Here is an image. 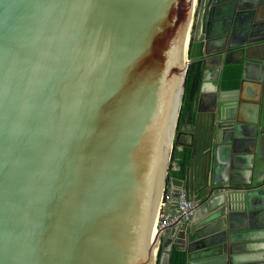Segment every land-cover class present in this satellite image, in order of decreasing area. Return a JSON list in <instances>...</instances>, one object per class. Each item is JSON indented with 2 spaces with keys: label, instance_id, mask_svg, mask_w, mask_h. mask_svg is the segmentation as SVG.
Wrapping results in <instances>:
<instances>
[{
  "label": "water",
  "instance_id": "1",
  "mask_svg": "<svg viewBox=\"0 0 264 264\" xmlns=\"http://www.w3.org/2000/svg\"><path fill=\"white\" fill-rule=\"evenodd\" d=\"M263 3L0 0V264H171L178 239L186 264L251 262L228 217L264 203V169L256 187L216 178L220 147L240 146L245 64L240 87L197 114L189 142L178 121L191 58L259 33ZM263 79L252 154L264 153ZM175 141L190 160L169 179ZM168 180L173 201L185 190L220 209L215 222L173 226L158 260Z\"/></svg>",
  "mask_w": 264,
  "mask_h": 264
},
{
  "label": "crops",
  "instance_id": "2",
  "mask_svg": "<svg viewBox=\"0 0 264 264\" xmlns=\"http://www.w3.org/2000/svg\"><path fill=\"white\" fill-rule=\"evenodd\" d=\"M256 14L258 21L254 18L253 26L255 25L256 28L253 32L256 31L259 33L254 32V36L249 34L246 40L244 37H237L234 42L228 40V44L224 50L214 51V53H208L202 56L206 63V73L196 102L195 121L193 123H184L180 129L182 131L181 140L183 142H189L193 127L196 124L197 114L202 113L206 115L212 110L220 91L219 78L226 60L231 59L241 62L243 68L245 64L247 86H245V95L241 99V103L239 102L238 108V115L241 118V122L236 125V137L233 134L230 136L237 138L236 140L240 146L237 150H232L230 146L232 142L225 141L224 145L220 147L218 163L216 164V178L224 187H227L229 184L241 186L244 183L250 182H252L253 187L260 186L261 183L258 181L263 177L261 171L264 169V160H261V158L264 153L262 151L260 152L258 145L255 146V155L251 153V140H253L255 127L253 124L254 111L250 106V102L253 99L254 82L259 80L260 77L264 78V3L259 5ZM222 47L223 43L220 42L219 48ZM234 97L237 98L238 96ZM228 135L227 133L226 137ZM181 146L179 145V148ZM189 150L191 152L190 148ZM198 201L200 204L190 224L198 221H206L210 218L211 222L217 221L218 217L216 214L220 209L218 204L213 203L210 207H207V205L202 204L200 198ZM253 204L251 210L244 213L237 212L234 213L235 215L228 217V224L234 230L230 231L227 229V233L228 236L231 233L239 235L240 242L237 243L247 251V253L241 255L247 256L248 260L250 259L251 262H248V264H264V203H261L260 200L259 202H253ZM238 206H241V204L238 203ZM241 207L243 208V205ZM167 232L170 235L172 230H168ZM228 246H230V243ZM224 255H226V252L222 254V256ZM231 255L235 256V254ZM228 257L229 253L227 252V263L229 262Z\"/></svg>",
  "mask_w": 264,
  "mask_h": 264
},
{
  "label": "trees",
  "instance_id": "3",
  "mask_svg": "<svg viewBox=\"0 0 264 264\" xmlns=\"http://www.w3.org/2000/svg\"><path fill=\"white\" fill-rule=\"evenodd\" d=\"M201 2V0H200ZM206 69V63L202 57L191 58L187 75L186 86L183 97L182 107L180 111L178 126L181 129L184 123L195 121L196 114V102L198 100L200 90L203 84V75ZM243 64L241 62L227 59L223 64L221 75L219 78V90L220 91H233L240 87L242 79ZM178 129V130H179ZM190 160L189 148H179V143L175 141L174 149L171 158V165L169 169L168 178L176 177L183 178L185 175L188 162ZM170 181L168 180L166 193L169 194ZM183 242L177 240L173 246L171 255V264H186V251L182 250ZM165 244H162L158 253V260L165 248Z\"/></svg>",
  "mask_w": 264,
  "mask_h": 264
},
{
  "label": "built area",
  "instance_id": "4",
  "mask_svg": "<svg viewBox=\"0 0 264 264\" xmlns=\"http://www.w3.org/2000/svg\"><path fill=\"white\" fill-rule=\"evenodd\" d=\"M198 206L199 202L191 199L185 190H181L177 199L174 201L170 197V193L167 194L165 192L161 204L158 230L161 236L160 239L168 230L172 229L173 226L190 223ZM160 243L161 241L159 242V247Z\"/></svg>",
  "mask_w": 264,
  "mask_h": 264
},
{
  "label": "rangeland",
  "instance_id": "5",
  "mask_svg": "<svg viewBox=\"0 0 264 264\" xmlns=\"http://www.w3.org/2000/svg\"><path fill=\"white\" fill-rule=\"evenodd\" d=\"M169 234H168V232H166L163 236H162V238H161V243H160V246L162 245V244H165L166 246H167V244L169 243ZM160 248V247H159ZM158 252H159V250H158ZM157 252V253H158ZM158 256V255H157Z\"/></svg>",
  "mask_w": 264,
  "mask_h": 264
},
{
  "label": "bare ground",
  "instance_id": "6",
  "mask_svg": "<svg viewBox=\"0 0 264 264\" xmlns=\"http://www.w3.org/2000/svg\"><path fill=\"white\" fill-rule=\"evenodd\" d=\"M195 6H196V0H195ZM189 39H190V31H189V34H188L186 50H187V47L189 46ZM158 236H159V231H158ZM157 240H158V238H157Z\"/></svg>",
  "mask_w": 264,
  "mask_h": 264
},
{
  "label": "flooded vegetation",
  "instance_id": "7",
  "mask_svg": "<svg viewBox=\"0 0 264 264\" xmlns=\"http://www.w3.org/2000/svg\"><path fill=\"white\" fill-rule=\"evenodd\" d=\"M182 141V140H181ZM179 145H182L181 143ZM170 241V240H169Z\"/></svg>",
  "mask_w": 264,
  "mask_h": 264
}]
</instances>
